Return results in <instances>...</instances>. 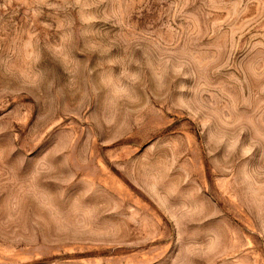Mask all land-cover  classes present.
<instances>
[{
  "label": "rangeland",
  "instance_id": "obj_1",
  "mask_svg": "<svg viewBox=\"0 0 264 264\" xmlns=\"http://www.w3.org/2000/svg\"><path fill=\"white\" fill-rule=\"evenodd\" d=\"M0 264H264V0H0Z\"/></svg>",
  "mask_w": 264,
  "mask_h": 264
}]
</instances>
